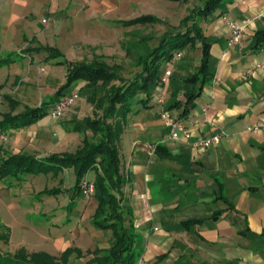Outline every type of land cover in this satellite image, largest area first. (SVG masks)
I'll use <instances>...</instances> for the list:
<instances>
[{
    "label": "crops",
    "instance_id": "obj_1",
    "mask_svg": "<svg viewBox=\"0 0 264 264\" xmlns=\"http://www.w3.org/2000/svg\"><path fill=\"white\" fill-rule=\"evenodd\" d=\"M13 3L9 1L0 13V59H12L0 63V101L5 104L0 111V163L17 154L45 158L74 152L83 134L70 131L71 122L88 117L80 114L82 110L93 109L84 97V82L65 94L76 92L79 98L61 121L49 117L50 107L44 117L21 129H7L1 122L6 114L15 116L25 107H38L42 101L28 105L38 100L37 94L39 100L55 98L65 82L67 67L63 66L60 83L58 76H53L52 84L42 79L38 90L27 89L33 79L24 76L23 64L18 65L21 50L41 63L42 52L37 48L55 47L69 62H80L84 59L77 55L91 45V39L98 38L73 37L67 42L56 33V45L44 43L39 38L43 27L33 26L28 16L16 13ZM263 9L264 0H230L216 17L204 21L203 33L210 44V78L185 115L181 93L176 97L181 105L166 109L187 128L190 141L224 131L226 136L219 144L198 151L183 139H169V130L160 118L163 106L154 105L127 117L119 152L122 174L130 180L124 192L138 233L137 264H264V71L257 67L264 64V17L259 18ZM222 16L239 24L248 22L241 45L228 48L230 30L221 22ZM51 68L48 65L46 69ZM10 79L20 83L15 88L17 97L6 87ZM167 87L163 92L166 107L174 101ZM19 103L26 104L20 112ZM256 126L263 128L248 130ZM145 143L157 145L152 157L144 150ZM92 176L91 180L94 172ZM53 177L63 189L75 183L72 169ZM15 185L12 178H0L1 215L26 213L13 201ZM71 194L61 192L69 198L68 203ZM68 203L61 204V214L67 213ZM76 203L78 199L75 207ZM73 213H67L68 219ZM64 217H60L62 224ZM17 228L25 230L27 226ZM64 236H58L60 243H64Z\"/></svg>",
    "mask_w": 264,
    "mask_h": 264
},
{
    "label": "trees",
    "instance_id": "obj_2",
    "mask_svg": "<svg viewBox=\"0 0 264 264\" xmlns=\"http://www.w3.org/2000/svg\"><path fill=\"white\" fill-rule=\"evenodd\" d=\"M167 1L186 4L192 0ZM229 1L202 0L201 5L194 7L182 19L180 30L163 33L155 40V43H152L153 38L150 36H144L132 42L125 50L127 55H136L134 64L139 70L131 78H123L122 69L118 65H110L101 58H95L91 62L86 60L69 62L55 47L39 46L37 48L38 53H50L51 55H47V58L53 55L63 58L57 63L67 67L65 82L57 90L52 101H42L36 108L25 107L15 116L6 114L1 124L7 129L30 126L47 114L43 110L44 107L47 105L53 107L58 100L66 97L65 88L75 86L79 82L85 83L84 97L93 107V115L71 122L72 126L69 130L83 134L81 144L74 152L52 154L45 158L25 154L9 156L0 163V178H19V174L48 175L51 173L57 176L64 169H72L75 183L71 188H45L37 194L39 197L40 195L56 196L60 192L71 191L70 202L67 205L69 214L75 207V200L83 195L81 185L84 180H88L86 174L94 172V179L88 180L94 184L95 190L92 197L96 204L90 223L103 233H108L109 244L107 248L88 250L87 253L92 257L84 264H136L139 257V252L135 249L138 233L135 229L133 211L124 192L130 180L122 174L119 152L127 117L133 112L158 105L155 98L160 93L159 90L161 93L164 92L163 86L165 88L168 86L167 90L171 92L174 99L166 109L169 111L181 105V100L176 98L181 93L184 97L182 114L187 113L199 95L198 90L210 78L208 73L210 44L206 42L203 23L216 17L218 11L222 10L225 3ZM119 23L132 26L163 24V21L148 14L119 21ZM197 45H200L201 57L196 71L187 76H178L173 68L182 60L181 51L193 50ZM22 55L26 56L23 50L17 54L18 57ZM10 60L12 59H0V63ZM169 68H171V75L164 84L162 78ZM86 132H90V136L86 135ZM8 241L9 237L0 231V246L7 245ZM74 252L80 254L79 249L66 248L58 259L46 252L28 254L25 250H20L9 254L0 249V264H68Z\"/></svg>",
    "mask_w": 264,
    "mask_h": 264
},
{
    "label": "rangeland",
    "instance_id": "obj_3",
    "mask_svg": "<svg viewBox=\"0 0 264 264\" xmlns=\"http://www.w3.org/2000/svg\"><path fill=\"white\" fill-rule=\"evenodd\" d=\"M9 1L12 2V0H0V7L3 6L0 8V13L3 9L5 10L4 6ZM13 1V10L16 13L28 16L33 26L43 27L40 30L39 38L44 43H55L56 45L58 43V33L67 39V42L73 37H79L80 39L97 37L98 39H91V45L85 46L77 56L82 57L84 59L82 61L91 62L95 58H101L110 65H118L122 69L121 75L123 78H131L139 70L134 64L136 55L126 54L125 49L132 42L144 36H150L153 38L152 43H155V40L163 33L180 30L182 19L194 7L201 5L202 2V0H192L182 4L167 0ZM148 14L160 18L163 24L124 26L119 23V21ZM42 19L48 20L49 25L45 26L41 23L39 25ZM203 27L206 28L205 25ZM181 52L183 57L181 61L175 64V72H184L187 75L195 72L200 60L199 45L193 50L186 49ZM47 55L50 56L51 54L41 53V63L36 62L35 58H28L27 55L19 57L18 65L23 64L24 76L30 75V79H33V84L30 83L29 87L27 86L30 91L38 90L39 86H42L43 80H50V84H52L53 76H58L59 83L61 82L64 65L57 62L62 61L63 58L56 55L46 58ZM43 57L47 60L46 64ZM48 65L53 68L47 70ZM52 69H54V73H52ZM12 81L13 79H10L6 87L11 96L17 97L15 88L20 86V83ZM34 83H38L37 86ZM72 88L73 86L65 88L64 93H70ZM162 89L164 90L165 86ZM37 99V101L28 103V105L36 106L40 101L50 102L53 100L52 96L41 97V100H39L38 94ZM19 104L17 107L18 112L22 111L23 106L26 105ZM166 104L164 98L162 106L165 111H167ZM4 106V102L0 101V111L3 110ZM43 110L49 111V105L44 107ZM80 114H86L90 117L93 115V109L92 111L89 109L82 110ZM18 177L6 178L14 180L16 185L14 186L15 199L13 201L24 207L26 213H17L18 210H16V213L11 216L0 214V231L9 237L8 244H1L0 246L2 252L9 254L17 253L20 250H25L28 254L46 252L59 259L62 252L71 247L79 249L80 254L72 253L68 264H84L92 257L87 253L88 250L108 247V233H103L90 223L94 205H96L92 196L83 194L79 197L78 203H76L78 205L73 209L75 214L73 213V217L68 219L67 213L61 214L63 211L60 210L61 204L68 203L69 198L67 196L63 197L61 192L56 196L40 195L39 197L37 195L45 188L52 189L60 186L58 178H54L51 173L48 175L19 174ZM92 177V172L86 174L88 180H91ZM57 214L60 215L57 216ZM62 215H65L63 224L60 220ZM21 223L27 226L25 230L17 228L22 225ZM62 235H65L64 243H60L58 239V236ZM47 239L49 240L47 241ZM135 249H140L138 238L135 242ZM137 262L138 260H136V264Z\"/></svg>",
    "mask_w": 264,
    "mask_h": 264
},
{
    "label": "built area",
    "instance_id": "obj_4",
    "mask_svg": "<svg viewBox=\"0 0 264 264\" xmlns=\"http://www.w3.org/2000/svg\"><path fill=\"white\" fill-rule=\"evenodd\" d=\"M264 17V9L259 14V18ZM221 22L225 24L229 30L230 35L228 38L227 46L228 48H232L236 45L242 44V37H243V30L245 26L247 25V21L243 22L242 24L233 22L229 20L227 17L222 16ZM41 23L45 26L49 25V21L46 19H42ZM179 56V55H178ZM257 67L264 71V64H258ZM171 75V68L166 70L164 77L162 78V82L165 84L168 81L169 76ZM78 100L77 94L73 93L69 96L63 97L60 100H58L53 107L51 108V111L49 112V116L54 121H60L64 118L66 111ZM156 103L160 106L164 103V97L163 93L156 96ZM161 120L164 124V126L169 130V139L171 140H180L183 139L186 142H189L191 146L198 150H206L210 148L211 146L217 145L220 143L221 139L226 136V133L224 131H220L217 134H214L212 136L198 138L194 141H190L191 134L187 130V128L180 123L178 120L172 117V115L165 110L161 111ZM263 127L256 126L253 128H248V130H260ZM144 150L147 152L149 157H152L155 153V150L157 148V145H153L150 143H145L143 145ZM82 193L86 196H92L94 194V184L91 181L84 180L81 185Z\"/></svg>",
    "mask_w": 264,
    "mask_h": 264
}]
</instances>
